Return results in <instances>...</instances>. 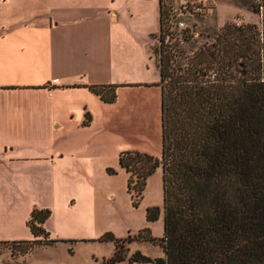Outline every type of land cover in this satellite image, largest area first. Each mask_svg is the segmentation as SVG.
Instances as JSON below:
<instances>
[{
    "label": "trees",
    "instance_id": "trees-1",
    "mask_svg": "<svg viewBox=\"0 0 264 264\" xmlns=\"http://www.w3.org/2000/svg\"><path fill=\"white\" fill-rule=\"evenodd\" d=\"M218 28L215 41L199 47L190 64L172 68L171 52L158 46L160 156L123 149L118 160L128 173V190L133 187L136 193L161 167L164 223L159 239L164 255L135 250L129 264H264V77L259 29L228 21ZM238 65L244 66L245 74L238 75ZM213 66L217 75L210 79L205 75ZM89 87L106 101L116 97V84ZM158 213L157 205L146 208L148 220ZM49 215L48 207L32 209L26 222L35 236L47 238L43 222ZM107 237L105 233L99 239ZM138 237L157 239L145 228ZM118 240L113 262L126 254L118 250Z\"/></svg>",
    "mask_w": 264,
    "mask_h": 264
},
{
    "label": "crops",
    "instance_id": "crops-1",
    "mask_svg": "<svg viewBox=\"0 0 264 264\" xmlns=\"http://www.w3.org/2000/svg\"><path fill=\"white\" fill-rule=\"evenodd\" d=\"M35 1L0 10V243L27 249L42 241L26 222L32 209L48 207L51 215L49 198L59 196L57 183L48 180L50 172L97 142V116L102 136L117 120L136 141L147 140L153 129L161 137L162 128L159 66L158 78H147L134 58L123 57L114 0H69L53 7L50 0ZM207 1L206 15L216 14L217 27L235 15L252 18L233 0ZM158 22L153 36L160 29L159 3ZM146 42L151 59L153 43ZM111 83L116 84L112 101L89 87ZM83 128L82 143L72 134ZM41 175L48 181L35 184ZM40 192L46 201L38 198ZM50 215L43 222L47 231Z\"/></svg>",
    "mask_w": 264,
    "mask_h": 264
},
{
    "label": "rangeland",
    "instance_id": "rangeland-1",
    "mask_svg": "<svg viewBox=\"0 0 264 264\" xmlns=\"http://www.w3.org/2000/svg\"><path fill=\"white\" fill-rule=\"evenodd\" d=\"M65 1L69 0H50V5L53 7ZM233 1L250 10L252 18L243 21V24L264 28V6L261 14L259 7V3L264 4V0ZM16 2L33 3L32 0H0V10ZM158 3V0H114L113 3V7L120 11L118 24L121 25L119 39L123 46V57L134 58L142 75L147 78L159 76L157 64H160L161 54L158 51V34H150L158 30ZM215 19L216 14L213 12L198 16V34L191 39L178 40L177 55L172 68H176L179 63L190 64L199 47L215 41L216 35L221 31ZM147 40L153 43L150 54L155 60L149 58ZM259 44L260 73L264 77V39L260 38ZM120 46L121 43L116 44L117 52ZM209 69H215V66L208 67L207 70ZM237 73L245 74L244 66L238 65ZM100 119L97 116L93 128L94 132H98V140H95L97 142L88 143L79 151L78 156L61 163L60 170L52 169L49 179L42 175L34 178L35 184H46L48 180L52 185L57 183L60 190L58 197L49 198L53 211L45 225L50 231L48 240L42 237V241L32 249L19 247L20 244L0 243V264H129L128 257L135 250L151 256L164 255L159 239L163 234L164 223L161 167L158 166L147 176L144 188L136 193L133 187L128 190V173L118 160L119 152L123 149H138L160 156L161 137L155 135L153 129L147 140H132L118 120L109 129L110 134L102 136ZM85 133L86 129L83 128L80 132H73L72 137L83 143ZM39 194L41 201L47 200L44 192ZM150 205H157L159 208L158 216L153 220L146 218V208ZM144 228L150 229L157 239L151 241L139 238L138 233ZM105 233L108 237L99 239ZM128 236L132 238L125 240ZM116 239H119L118 250L126 254L124 259L113 262L111 258L116 250ZM132 264L152 263L136 261Z\"/></svg>",
    "mask_w": 264,
    "mask_h": 264
},
{
    "label": "built area",
    "instance_id": "built-area-1",
    "mask_svg": "<svg viewBox=\"0 0 264 264\" xmlns=\"http://www.w3.org/2000/svg\"><path fill=\"white\" fill-rule=\"evenodd\" d=\"M160 13V29L158 32L159 46L165 51L171 52V64L174 65L176 59V46H173L176 37H187L191 39L198 34V16L209 11L210 5L207 0H158ZM264 4L259 3L260 14L263 12ZM257 13V12H256ZM231 23L242 25L241 17L235 15L230 19ZM260 23V21H259ZM223 26V25H222ZM258 26V25H257ZM259 37L264 39V28H259ZM193 53V50H192ZM217 75V70L207 71L206 77L213 79Z\"/></svg>",
    "mask_w": 264,
    "mask_h": 264
}]
</instances>
